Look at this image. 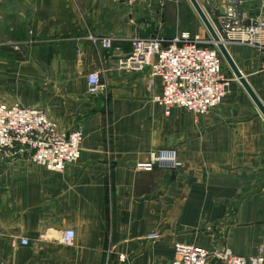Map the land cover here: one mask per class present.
Wrapping results in <instances>:
<instances>
[{
    "label": "crops",
    "instance_id": "1",
    "mask_svg": "<svg viewBox=\"0 0 264 264\" xmlns=\"http://www.w3.org/2000/svg\"><path fill=\"white\" fill-rule=\"evenodd\" d=\"M196 1L207 16L224 13L219 1ZM236 1L244 26L264 17V0ZM164 5L0 0V104L41 109L61 133L83 135L79 161L62 172L0 160V264H171L176 243L242 257L264 245V118L228 65L229 93L202 117L165 116L152 101L160 81L148 88L146 70L118 68L133 37L208 38L188 0ZM88 36L112 37V48ZM256 38L264 45V31ZM228 51L264 106L261 51ZM93 72L102 94L87 93ZM160 149L174 150L180 167L135 169ZM66 229L71 247L59 242Z\"/></svg>",
    "mask_w": 264,
    "mask_h": 264
},
{
    "label": "built area",
    "instance_id": "2",
    "mask_svg": "<svg viewBox=\"0 0 264 264\" xmlns=\"http://www.w3.org/2000/svg\"><path fill=\"white\" fill-rule=\"evenodd\" d=\"M112 1L130 5L136 0ZM166 1L156 0L160 7ZM212 1L221 2L224 12L223 15L212 16L216 24L206 16L220 42L227 49L231 46L256 48L264 56V45L256 38L264 31V17L253 18L244 26L237 8L240 1ZM87 40L103 49H111L114 41L112 37L95 36H88ZM130 44L131 51L118 61V68L129 73L146 70L150 78L148 88L154 79L160 81L161 91L152 101L163 110L165 116L170 114L172 108H180L195 117H202L228 95L231 79L223 74V59L212 41L199 35L180 33L172 39L160 36L133 37ZM86 89L89 95L103 93L104 86L98 72L86 76ZM82 141L81 131L61 133L56 123L41 109L25 108L18 103L0 104L2 161L27 158L46 171L62 172L67 166L79 161ZM180 165L174 150L160 149L151 151L148 160L136 164L135 169L146 172L154 168L175 170ZM74 237V231L66 229L61 232L59 242L71 247ZM159 237L157 232H153L147 239L155 241ZM27 243L26 239L20 240L21 245ZM173 248L174 260L171 264H208L210 259H215L216 264H264V245L259 246L256 254L250 257L235 255L228 248L208 251L195 244L176 243ZM120 258L122 260L123 256Z\"/></svg>",
    "mask_w": 264,
    "mask_h": 264
},
{
    "label": "water",
    "instance_id": "3",
    "mask_svg": "<svg viewBox=\"0 0 264 264\" xmlns=\"http://www.w3.org/2000/svg\"><path fill=\"white\" fill-rule=\"evenodd\" d=\"M191 7L193 8L194 12L196 13L197 17L209 33V36L212 40V42L215 44L218 52L220 53L222 59L225 61V63L228 65L229 69L231 70L233 76L238 81V83L242 86V88L245 90L247 95L250 97L258 111L261 113V115L264 118V106L258 99L255 92L252 90L250 85L248 84L245 77L242 75L236 64L234 63L228 49L220 42L219 37L217 36L216 32L214 31L212 25L210 24L209 20L207 19L206 15L204 14L202 8L198 4L196 0H188Z\"/></svg>",
    "mask_w": 264,
    "mask_h": 264
},
{
    "label": "rangeland",
    "instance_id": "4",
    "mask_svg": "<svg viewBox=\"0 0 264 264\" xmlns=\"http://www.w3.org/2000/svg\"><path fill=\"white\" fill-rule=\"evenodd\" d=\"M181 1H185V0H181ZM174 2H175V3H178V0H174ZM166 3H168V1H166L165 4H166ZM164 6H165V5H164ZM202 8H205V7L203 6ZM206 16H207V15H206ZM209 17H210V16H208V19H209ZM210 19H213V18L210 17ZM178 21H179V23L182 24V26L188 24V22H187V20H186V17H185V14H184V12H183V8H182V6H180V11H179V14H178ZM212 23H214V22L212 21ZM215 24H216V23H215ZM214 27H216V25H214ZM203 28H204V27H203ZM204 31H205V29H204ZM207 39L210 40V41H212L211 38H210L209 36H208ZM210 46H211V47H214L213 44H211ZM222 65H223V68H224V69H227V65H226V63H225L224 60H223ZM232 77H233V76H232ZM235 81H236V80H235ZM23 246H26V245H23ZM214 262H215V259H210V262H209L208 264H214Z\"/></svg>",
    "mask_w": 264,
    "mask_h": 264
}]
</instances>
